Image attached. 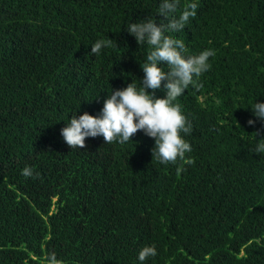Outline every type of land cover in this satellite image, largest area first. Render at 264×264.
<instances>
[{
    "label": "trees",
    "instance_id": "1",
    "mask_svg": "<svg viewBox=\"0 0 264 264\" xmlns=\"http://www.w3.org/2000/svg\"><path fill=\"white\" fill-rule=\"evenodd\" d=\"M158 4L0 0V264H44L49 252L139 264L145 245L157 249L145 264H264V155L251 150L264 125L247 123L264 101V0H199L170 33L189 54L215 50L202 87L176 100L193 124L190 165L159 163L140 130L81 149L60 135L75 111L97 114L111 88L139 84L151 45L126 27L164 22ZM97 39L108 46L93 56Z\"/></svg>",
    "mask_w": 264,
    "mask_h": 264
},
{
    "label": "clouds",
    "instance_id": "2",
    "mask_svg": "<svg viewBox=\"0 0 264 264\" xmlns=\"http://www.w3.org/2000/svg\"><path fill=\"white\" fill-rule=\"evenodd\" d=\"M198 7L199 0H159L157 13L162 15L164 22L143 19L127 25V32L138 44L151 45L144 62L140 63L143 76L138 78L139 84L131 80L125 87L111 88L97 114L85 111L77 116L76 111L72 113L60 129V135L70 149H81L85 138L97 136L103 137L104 144H123L132 140L140 130L154 139L152 157L155 156L159 163L175 164L178 160L186 165L192 163L190 158H186L192 147L185 137L191 134L193 124L176 100L190 86L202 87L198 78L211 68L209 58L215 55V50L189 54L185 42L170 33L184 29L190 18L196 16ZM90 45L89 53L93 56L108 46L103 39H97ZM157 89L164 95L157 96ZM250 105L255 119L249 118L248 125L255 126L257 122L264 125V101L255 98ZM255 133L256 142L251 150L264 155V129L258 128ZM21 175L28 178L39 173L25 166ZM156 255L155 245H145L138 250L136 259L139 264H145ZM44 264L64 262L55 252H49Z\"/></svg>",
    "mask_w": 264,
    "mask_h": 264
}]
</instances>
